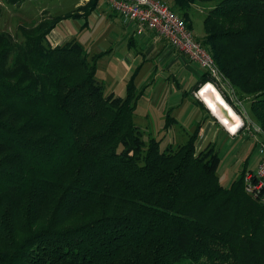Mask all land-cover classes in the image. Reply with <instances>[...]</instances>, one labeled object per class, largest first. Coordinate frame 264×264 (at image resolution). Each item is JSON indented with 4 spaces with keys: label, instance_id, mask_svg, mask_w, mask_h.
Here are the masks:
<instances>
[{
    "label": "trees",
    "instance_id": "1",
    "mask_svg": "<svg viewBox=\"0 0 264 264\" xmlns=\"http://www.w3.org/2000/svg\"><path fill=\"white\" fill-rule=\"evenodd\" d=\"M172 1L189 29L190 6L210 3L194 37L221 78L201 71L191 90L214 85L240 117L229 87L264 136V0ZM59 20L0 31V264H264V201L243 190L251 169L220 184L213 146L194 150L201 120L182 145L142 140L132 76L123 97L103 95L95 64L105 51L51 45ZM165 114L164 128L174 121Z\"/></svg>",
    "mask_w": 264,
    "mask_h": 264
},
{
    "label": "rangeland",
    "instance_id": "2",
    "mask_svg": "<svg viewBox=\"0 0 264 264\" xmlns=\"http://www.w3.org/2000/svg\"><path fill=\"white\" fill-rule=\"evenodd\" d=\"M77 1L22 0L18 5H8L0 0V31L14 33L17 25L31 26L41 17L60 18L48 34L49 42L55 39L58 44H62L74 40L83 48L87 58L105 51L95 64V79L102 85L103 95L112 93L123 97L126 83L132 76L133 92L140 93L132 117L141 131L142 140L146 141L148 137L159 138L160 148L168 143L173 146L182 145L201 120V132L195 140L194 150L198 152L208 144L213 146L218 156L216 175L220 184L227 186L243 168L256 167L259 156L255 137L262 139L263 136L255 131L245 100L239 101L230 88L224 86L225 92L238 107L240 117L236 114L241 125L244 121L241 132H226L189 95H183V91H189L195 83L192 77L176 67L170 71L163 70L156 58L157 44V48L149 51L151 41L145 42L144 38L133 37V44L127 43V29L124 32L120 25L124 19L110 15L109 8L100 0L84 17H65L80 5L76 4ZM194 4L197 9L194 5L190 6L187 14L190 22L192 20L190 28L193 27L194 33L199 35L202 33L204 8L209 7L210 3ZM220 78H213L218 85ZM166 111L176 122L174 119L164 128ZM173 264H199V261L183 258Z\"/></svg>",
    "mask_w": 264,
    "mask_h": 264
},
{
    "label": "built area",
    "instance_id": "3",
    "mask_svg": "<svg viewBox=\"0 0 264 264\" xmlns=\"http://www.w3.org/2000/svg\"><path fill=\"white\" fill-rule=\"evenodd\" d=\"M124 21L132 23L133 30L141 34L145 29L166 39L176 51L212 78H219L210 53L195 39L182 17L174 13L162 0H104ZM255 131L259 129L255 126ZM256 167L243 173V190L251 198L264 201V136L255 137Z\"/></svg>",
    "mask_w": 264,
    "mask_h": 264
},
{
    "label": "crops",
    "instance_id": "4",
    "mask_svg": "<svg viewBox=\"0 0 264 264\" xmlns=\"http://www.w3.org/2000/svg\"><path fill=\"white\" fill-rule=\"evenodd\" d=\"M86 1L87 0H78L76 4L80 3V5H82ZM98 1L99 0H97V3ZM100 1L109 8L110 15H116L117 17L121 18L104 0H100ZM162 1H164L170 7L171 10L178 11V8L174 6L172 0H162ZM193 7L197 9L195 5ZM126 22L127 21L120 22V25L123 28L124 32L127 29L125 33L126 38H127V43L133 44V42L135 41L133 37L144 38L146 40L145 42L151 41V43L149 44V47H150L149 51L153 50L154 48H157L156 47V44H157L158 50L156 51V58L158 59V63L162 66L163 70L170 71L171 69L176 67L177 70L182 69L184 74H186L188 77H192L196 81L197 77L200 74L198 73L200 69L194 66L193 64L189 63L186 57L180 54L178 51H176L171 45H169L166 39L162 38L161 36H158L154 31L149 30V29H145L141 34L134 35L135 31L133 30L134 27L132 26V23L130 22L126 23ZM191 24H192V20H191ZM190 29L195 37L199 38L203 34L202 32L199 35H196L193 31V27H191ZM57 42L58 41L57 40L55 41V39L50 41L51 45H57L58 44ZM169 74L172 76V73H169ZM184 77L186 78V76ZM191 88L189 91H187L186 95H189L190 98H193L194 92L191 90ZM173 105L175 104L173 103ZM175 122H176V119H175ZM200 130H201V127L199 129L198 136L201 132Z\"/></svg>",
    "mask_w": 264,
    "mask_h": 264
},
{
    "label": "bare ground",
    "instance_id": "5",
    "mask_svg": "<svg viewBox=\"0 0 264 264\" xmlns=\"http://www.w3.org/2000/svg\"><path fill=\"white\" fill-rule=\"evenodd\" d=\"M196 97L206 107L211 116L228 133L234 134L241 126V120L233 109L225 102L214 85L207 83L200 87L195 93ZM222 106L226 113H222L219 107Z\"/></svg>",
    "mask_w": 264,
    "mask_h": 264
},
{
    "label": "water",
    "instance_id": "6",
    "mask_svg": "<svg viewBox=\"0 0 264 264\" xmlns=\"http://www.w3.org/2000/svg\"><path fill=\"white\" fill-rule=\"evenodd\" d=\"M201 85H199V87H200ZM199 87H198V89H199ZM198 89H196L195 91H194V93H193V95H194V97L195 98H197L196 97V95H195V92L198 90ZM198 99V98H197ZM199 100V99H198ZM200 101V100H199ZM205 107V106H204ZM206 108V107H205ZM219 110L224 114V113H226V111H225V109L222 107V106H220L219 107ZM210 114V113H209ZM211 115V114H210Z\"/></svg>",
    "mask_w": 264,
    "mask_h": 264
}]
</instances>
